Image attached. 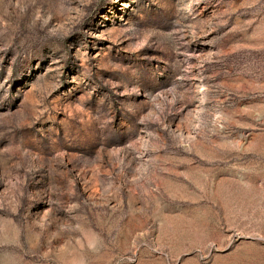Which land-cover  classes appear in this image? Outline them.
Segmentation results:
<instances>
[{"label": "rangeland", "instance_id": "1", "mask_svg": "<svg viewBox=\"0 0 264 264\" xmlns=\"http://www.w3.org/2000/svg\"><path fill=\"white\" fill-rule=\"evenodd\" d=\"M0 264H264V0H0Z\"/></svg>", "mask_w": 264, "mask_h": 264}]
</instances>
